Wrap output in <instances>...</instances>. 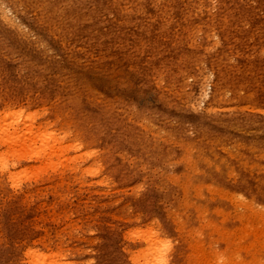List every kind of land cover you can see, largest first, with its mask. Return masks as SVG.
I'll list each match as a JSON object with an SVG mask.
<instances>
[{
	"label": "rangeland",
	"instance_id": "obj_1",
	"mask_svg": "<svg viewBox=\"0 0 264 264\" xmlns=\"http://www.w3.org/2000/svg\"><path fill=\"white\" fill-rule=\"evenodd\" d=\"M0 7L12 17L0 23V113L103 168L35 178L41 158L9 157L30 171L0 186V264L58 246L129 264L150 223L172 264H264V0Z\"/></svg>",
	"mask_w": 264,
	"mask_h": 264
},
{
	"label": "bare ground",
	"instance_id": "obj_2",
	"mask_svg": "<svg viewBox=\"0 0 264 264\" xmlns=\"http://www.w3.org/2000/svg\"><path fill=\"white\" fill-rule=\"evenodd\" d=\"M11 19L7 11L4 10L3 7H0V23L9 29ZM8 120L9 118L4 113H0V186L2 183H9L10 180L13 183L16 177L21 176L24 172L27 174L28 171H30L26 170V168L21 169V171L17 170L18 172L12 170L10 166H12L13 163L9 164V157H12L18 162H23L26 159L35 160V158H41L42 164L33 169L31 167V173H29L32 175L34 174L33 176L35 178L42 177L47 171L54 172L57 178H61V175L68 171L73 175L79 174L81 178H85V175H103V168L100 164L89 165L85 169L82 167L84 162L83 159L91 157L93 153L87 152L80 156L66 158L67 152L73 148L75 149L76 146H64L62 144L64 138L56 137L54 133L40 130L31 132V129H27V131L20 133L18 128L13 125V127L10 126ZM9 126L13 130H9ZM52 141L53 144L50 145ZM45 142H48V145H44ZM38 143L39 146H36ZM67 162H70V164ZM25 174L22 175L23 179L20 178L21 180H24ZM29 174L27 175L29 176ZM61 188L62 186L60 185V189ZM26 190L27 188L23 191V196L28 194L25 192ZM55 193L58 198L61 197V193L63 195L62 190L55 189ZM56 203L57 201L55 204ZM90 231L92 232V230ZM135 233L136 239L133 241L136 250L130 253V257L125 258L124 262L129 264H172L171 249L173 244L171 239L159 225L150 223L146 226L145 230L139 227ZM45 241L50 242L47 239H45ZM51 243H54V241ZM87 248L91 249V245H88ZM26 252V258L29 259V264H100L96 263L97 260L94 256L80 262L71 260L80 252L77 248L66 250L63 246H58L54 251H38L29 248ZM112 264L114 263L112 262Z\"/></svg>",
	"mask_w": 264,
	"mask_h": 264
}]
</instances>
